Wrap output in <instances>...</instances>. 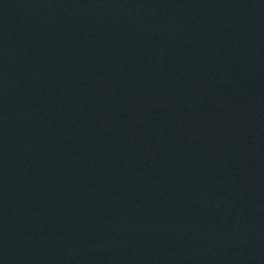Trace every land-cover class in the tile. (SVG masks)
<instances>
[{"label":"water","instance_id":"1","mask_svg":"<svg viewBox=\"0 0 264 264\" xmlns=\"http://www.w3.org/2000/svg\"><path fill=\"white\" fill-rule=\"evenodd\" d=\"M0 264H264V0H0Z\"/></svg>","mask_w":264,"mask_h":264}]
</instances>
